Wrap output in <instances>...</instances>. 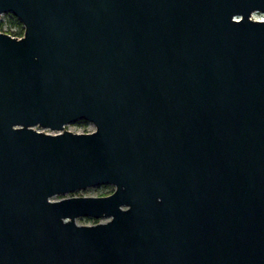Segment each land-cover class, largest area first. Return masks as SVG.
Listing matches in <instances>:
<instances>
[{"label": "water", "instance_id": "95a60500", "mask_svg": "<svg viewBox=\"0 0 264 264\" xmlns=\"http://www.w3.org/2000/svg\"><path fill=\"white\" fill-rule=\"evenodd\" d=\"M256 13L264 0H0L24 28L0 32V264H264ZM79 121L95 130L66 129ZM98 186L115 189L66 196Z\"/></svg>", "mask_w": 264, "mask_h": 264}, {"label": "rangeland", "instance_id": "374dc122", "mask_svg": "<svg viewBox=\"0 0 264 264\" xmlns=\"http://www.w3.org/2000/svg\"><path fill=\"white\" fill-rule=\"evenodd\" d=\"M255 17L257 18H261L264 17V14L262 13H256ZM8 16L3 15L0 17V22H4L5 23V28L4 30H8L9 28V22H8ZM13 30H15L13 28ZM38 129V128H37ZM66 129L72 132H76V133H87V131H94L95 130V126L92 123L87 122L86 124L77 122L75 124H70L66 126ZM41 131H45L48 133H53L50 130H42V129H38ZM115 187L114 186H98V187H91L82 191H77L75 193H71L68 194L66 196H96V195H109L111 194L112 191H114ZM110 192V193H109ZM107 220H102L101 222H106ZM77 224L79 225H92L95 224V222L93 221V219H83V218H79L77 219Z\"/></svg>", "mask_w": 264, "mask_h": 264}, {"label": "trees", "instance_id": "16d2710c", "mask_svg": "<svg viewBox=\"0 0 264 264\" xmlns=\"http://www.w3.org/2000/svg\"><path fill=\"white\" fill-rule=\"evenodd\" d=\"M6 16H8V18H9L8 19V22H9V25L8 26H9L10 29L4 30L5 23L4 22H0V31L1 32H4V33H7V34H9L11 36H14V37H22L23 36V33H24V28H23L22 23L15 16H13L12 14H6ZM13 28L15 30H13ZM79 122L80 123H83V124H86L87 123L86 121H79ZM105 187H108V186H105ZM93 221L95 223L98 222V220H93Z\"/></svg>", "mask_w": 264, "mask_h": 264}, {"label": "built area", "instance_id": "2783aa9c", "mask_svg": "<svg viewBox=\"0 0 264 264\" xmlns=\"http://www.w3.org/2000/svg\"><path fill=\"white\" fill-rule=\"evenodd\" d=\"M256 15V14H255ZM255 15H254V18L255 19H258V20H264V17H261V18H257V17H255ZM1 32V31H0ZM19 38V37H18ZM90 132H92V131H87V133H90Z\"/></svg>", "mask_w": 264, "mask_h": 264}]
</instances>
